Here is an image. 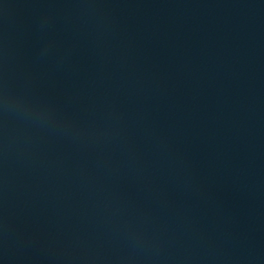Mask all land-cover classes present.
Here are the masks:
<instances>
[{
	"label": "water",
	"instance_id": "1",
	"mask_svg": "<svg viewBox=\"0 0 264 264\" xmlns=\"http://www.w3.org/2000/svg\"><path fill=\"white\" fill-rule=\"evenodd\" d=\"M0 264H264V0H0Z\"/></svg>",
	"mask_w": 264,
	"mask_h": 264
}]
</instances>
